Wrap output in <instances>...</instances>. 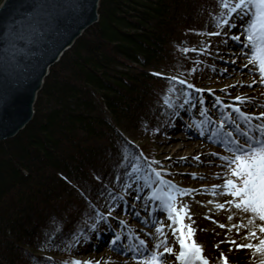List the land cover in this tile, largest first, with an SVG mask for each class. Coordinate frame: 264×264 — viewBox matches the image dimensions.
Wrapping results in <instances>:
<instances>
[{
  "label": "trees",
  "instance_id": "16d2710c",
  "mask_svg": "<svg viewBox=\"0 0 264 264\" xmlns=\"http://www.w3.org/2000/svg\"><path fill=\"white\" fill-rule=\"evenodd\" d=\"M216 4L99 1L98 21L50 67L32 120L0 141V264H61L124 184L145 176L136 140L148 143L170 122L175 106L165 94L185 89L170 78L194 77L195 67L177 48L201 44ZM80 232L86 238L69 250Z\"/></svg>",
  "mask_w": 264,
  "mask_h": 264
},
{
  "label": "snow or ice",
  "instance_id": "6c2138e0",
  "mask_svg": "<svg viewBox=\"0 0 264 264\" xmlns=\"http://www.w3.org/2000/svg\"><path fill=\"white\" fill-rule=\"evenodd\" d=\"M220 7L223 9L219 13L218 17H215L216 27L219 29L216 32L206 33L209 36H220L222 30L225 27L232 28L235 24L232 23L234 17L239 16L241 19L247 17V23L243 29V35L245 37L244 47L250 48L251 55L248 59V63L256 67L260 73V83L264 84V0H218ZM226 35V33H224ZM232 40L240 42V36H232ZM226 43V41H225ZM207 49H201L200 51H206ZM183 51H196V49L185 48ZM234 63V61H233ZM247 67V65H245ZM195 71V69H193ZM226 71V69H225ZM160 75V73H155ZM170 79L176 80L177 77H171ZM180 84H185L186 81L179 80ZM253 84L256 83L254 80ZM251 87V85H248ZM188 88H193L191 84L187 85ZM235 87V85H233ZM174 91V90H173ZM197 92L205 90L195 89ZM207 91L211 92V89ZM234 100L235 104H222V101L217 98L216 104L222 105L224 108L231 109L226 116L222 114L223 119L219 121V128L224 129L226 125L234 127L241 137L244 138V142L241 143L239 139H231L226 142L227 151L231 155L220 156L219 158L225 163L222 167L227 168V178L224 179L222 185H213V195H225L230 196L232 199L225 201V203L217 204L219 209H224L225 204L233 206L235 209L242 213L248 214L247 224L241 222L240 224H233L231 227L236 229L237 234L240 233L241 228H251L245 233L243 239L248 241L249 239L255 240V243H237L236 240L221 241L220 243H229L235 245L236 249H248L251 250L254 257V264H264V111L259 114L248 113L242 110V106L252 102L251 97L236 96ZM164 103L169 105V101L165 100ZM185 103H191V100H186ZM200 104H203V100H200ZM195 106V105H193ZM183 107V105H181ZM264 107V105H261ZM201 115L207 116V109L201 110ZM237 120L241 121L245 128L241 129ZM209 122L210 118H209ZM203 135V133H201ZM215 135V134H213ZM229 137L232 136V132L226 133ZM220 142V141H217ZM211 155H218L212 153ZM170 159V158H169ZM180 159H187L181 157ZM199 160V157H194ZM152 163L159 164V161H152L148 167L151 170L152 175L156 177V184L163 185L164 188H154L152 185L145 184L144 187L151 189L150 195L146 197L148 200L159 201L161 210L167 213V219L171 221L167 227L171 228V234L175 238L176 243L179 244V251L176 252L175 248L169 245L168 235L165 232L164 222H158V226L155 228V233L158 234L159 242L149 249L147 243L143 239L136 237V243L126 247L127 251L138 254L141 259L138 264H167V256H175L177 264H212L207 256L204 254L203 245L199 244L195 240L196 229L192 227L191 223L186 224L185 219L191 220L190 208L187 204L178 207L177 198L190 195L195 189H182L172 181L164 179L162 175L166 170L163 168L153 169ZM134 171H139V168H135ZM193 178H196L197 174L193 173ZM99 179V178H97ZM119 180V177H117ZM131 184H125V190L130 189ZM216 189H223L222 192L217 193ZM163 192V195H161ZM100 196H104L105 193L101 191ZM108 196L115 200L117 197L113 196L111 192ZM123 199V196L120 197ZM136 199H140L139 196ZM212 203V201H209ZM114 209L110 206L107 215L97 213V223L99 220H107L112 215ZM232 216L228 219L232 220ZM97 223L91 225V229L95 231L97 229ZM121 223H124L121 221ZM194 223V221L192 222ZM175 225V227H173ZM220 227H226L220 225ZM84 237V233L73 234V241L66 247L71 248L78 245L81 238ZM122 236L119 234L114 235L110 241V245L115 247L122 241ZM219 248V244L215 245ZM162 249V251H161ZM229 252L232 248H229ZM145 253L147 255L145 256ZM136 259V256H133ZM64 264H102L101 261L79 259H71L65 261ZM107 264V262H105ZM216 264H229L228 256L223 252L220 253V257L217 259Z\"/></svg>",
  "mask_w": 264,
  "mask_h": 264
},
{
  "label": "bare ground",
  "instance_id": "6f19581e",
  "mask_svg": "<svg viewBox=\"0 0 264 264\" xmlns=\"http://www.w3.org/2000/svg\"><path fill=\"white\" fill-rule=\"evenodd\" d=\"M247 20H248L247 17H244L243 19H241L239 16L234 17L232 23L235 24V27L232 28L227 27L225 29L226 35H224V38H222L221 40L222 46L219 49L220 51H218L217 49L215 53L216 60L217 59L226 60L228 59L227 55H231V58L234 61L233 64V68H235L233 70L234 75L231 76V74L228 71H226V73L222 72L221 68L219 67L220 64L218 65L216 64V68L213 70L214 73L212 74L213 75L212 79L218 86H221V90L224 91L229 96L232 95V97H236L234 95H238V96L251 97L252 102L245 105H248V107L252 109H258L257 111L262 112L264 110L260 108H262L261 105H264V84H260L262 86L260 88H257V90L250 89L249 87H247L248 84L252 83L254 80L256 81L257 84L260 81V73L258 72L256 67L255 69L257 70V72L253 71L252 64L248 63V59L251 55V50L250 48L244 47L245 37L242 33L244 26L247 23ZM232 36H240V42L232 40L231 39ZM230 44L237 45L238 46L237 50L231 51V48H229ZM243 60H245L246 63L248 64L247 65V67H249L248 70L238 68L239 65L244 62ZM247 71L254 73L253 75L250 74L244 77L243 75L246 74ZM233 85H235V87H233ZM198 97L202 98L203 104H200V101L198 103L196 102L185 103L184 105L185 108L182 109V117H181L182 120L179 119L180 122L181 121L183 122L182 125L180 124L175 129H173L170 134L171 136L170 139H167L163 142V145H166L162 148L163 152L168 153L167 151H169L171 152V154L177 156L182 155V153L186 155L184 157H186L187 159L182 160L180 159L181 156L178 157L179 159L176 161L178 165H175L177 169H181L183 167L182 165L184 162H191L192 165L189 166L188 169L189 173L191 171H196L197 173H199L197 174L196 178H194L192 181L193 188L196 191L192 192L190 195L178 197L177 198L178 207L183 206L184 204H187L189 206L191 220L185 219V223L186 224L191 223L192 227L196 229L195 240L197 243L203 245L204 254L209 258L212 264H216V261L220 257L221 252H223L225 255L228 256L229 264H254V257L252 255L251 250L248 249L237 250L235 245L229 244L227 242L220 243L221 241H229L233 239L236 240L237 243L256 242L255 240H251V239H249L248 241H245L243 239V236L251 228V226H249V228H241L239 234H237L235 228L231 227L233 224H240L241 222L247 224L248 214L242 213L239 210L235 209L233 206L228 204H225L224 209H219L216 206L217 204L225 203V201L232 199L230 196L212 194L213 191L212 186L222 185L224 183V179L227 178L228 170L226 167H222V165H224L225 162L220 158L214 159L213 155H211L212 152L209 151L207 145H204L205 144L204 142L195 143V141L190 142L189 140H186L185 142L184 138H181L179 145H177L176 142L172 143L174 138L177 137L176 131H178V129L193 131L195 130V128H197L196 132H198L199 135L203 133V135L201 134L202 137L212 138L213 136L210 132L211 126L219 125V120L223 119L222 114L226 116L229 112H231L230 108L226 109L222 105H217L216 102L213 101L212 99L205 98L204 96H197V98ZM189 99L190 98H187V100ZM209 104L211 105L212 108H216V110L218 111L217 114L216 112H213L210 108H208ZM222 104L228 105L229 103L227 104L222 103ZM231 104H235V103H231ZM198 105L202 106L203 109H207V116L203 115L202 120L196 117L197 114L195 113V109L198 108ZM193 111H194V115L192 114ZM187 118L193 120L189 121V119ZM209 118L211 122H209ZM237 123L240 124L241 129L245 128V125L241 121L237 120ZM170 128H172V126ZM229 131L232 132L231 137L226 135V133ZM220 133L223 134L225 137V140L224 139L220 140L223 142L224 146L226 145L227 141L231 139H236V137L239 136V133L235 130V128L230 127L228 125H226L224 129H220ZM191 134H195V132L193 131L191 132ZM205 149L207 150V153ZM142 156L143 158L149 157L147 156L146 153L142 154ZM196 156H199V160L194 159V157ZM149 158L147 163H149V161L152 160V158L150 159ZM202 164H204L203 167ZM175 177L177 178L176 180H178V183L181 185L184 184L185 182L190 181L188 175H180ZM203 178H206L205 180H207L204 181L205 184H202L203 181L201 179ZM149 180L150 179L148 176L147 181ZM148 189L151 190L150 188ZM129 190L134 191L132 188ZM215 191L217 193H220L223 191V189H216ZM149 195L150 194H148V196ZM134 201H136V199H132V204ZM141 201L143 203L142 204L143 208L145 207L144 209L148 213V216L146 215L147 218L143 219L144 223L149 224V226L153 225L152 228H150L149 231L145 233V238L147 239L146 243L148 248L150 249L149 239L151 238L158 239V234L155 233V228L156 226H158V222L161 221L164 222L165 224V232L167 233V235L169 234L168 237H170V240L173 241L172 243L175 244L176 240L171 234L172 230L171 228L167 227L168 224H171V221L167 219V213L161 210L160 202L148 200L146 198L141 199ZM209 201H212V203H209ZM137 210L140 209L137 208ZM117 211L120 212V209H118ZM159 212H161V214L155 217ZM102 214L105 215L104 212ZM229 216L233 217L232 220L228 219ZM154 217L157 218L155 222H154L155 220ZM111 219H115V218L111 216ZM104 221L105 220H102L101 224ZM193 221L194 223H192ZM131 222L133 221L131 220ZM131 222L129 223L131 224ZM133 223L131 226H134ZM220 225H225L226 227H220ZM100 226L97 230H95L90 234L89 239L83 241L84 243L88 241L86 244H89L90 242L91 243L87 245V247L85 246L83 249H79L85 251V253L81 256L80 260L101 261L102 264H105V262H107V264H138V263H131L127 258H125L126 260L119 261L120 256H118L116 253L112 251H108L106 253L105 250L100 251L98 249L105 242H107V237L108 239L111 238L113 233L117 232L116 234L121 235L123 238L122 241L118 243L117 248H120L119 245L125 240H128V246L133 245L136 242V237H138V235L139 236L143 235V233H138V235H135L136 237L134 239L131 236L132 234L127 230L129 228L126 225L125 226L116 225L118 226V231H117L116 226L112 227L111 224H109V226L107 227V229L109 228L108 230L110 231L109 235L101 236L99 241L93 244L92 238L94 236V233L100 230ZM173 227H175V225H173ZM131 231L133 230L131 229ZM217 244H219V248L215 247V245ZM177 247L179 249V245H177ZM229 248H232L231 252L228 251ZM121 250H126V247L125 248L122 247Z\"/></svg>",
  "mask_w": 264,
  "mask_h": 264
},
{
  "label": "rangeland",
  "instance_id": "374dc122",
  "mask_svg": "<svg viewBox=\"0 0 264 264\" xmlns=\"http://www.w3.org/2000/svg\"><path fill=\"white\" fill-rule=\"evenodd\" d=\"M215 1L217 3L216 7H215L216 12H217L216 14L219 15V13H221L223 11V9L220 7L218 0H215ZM218 15H217V17H218ZM226 28L227 27H225L222 30V34L220 36L206 35V33L216 32L219 30L216 27V20L214 18H213V21L207 20L204 34H199V40L201 42L200 45L192 44L190 39H187V40H184L182 42L181 47L177 48L180 56H183V57L191 56L192 58L195 59V60H193L192 58L189 59L192 61V64L195 66L194 67L195 71H194V75H193L194 77H191V78L181 77L180 78V75L177 74L178 81L180 78V80H184V81H186L187 84H191L194 87L188 88L186 85V86H184L185 89L182 90V89H178L177 87L174 86L173 89L168 90V92L165 94V99L172 98L171 102L174 104L173 106H175V108L173 109L174 111L172 112V115L170 118V122L162 128L161 132H158V133L152 132L153 137H152V139H150L151 141L150 140L148 141V143H146V140H148V138H145L146 139L145 140V139H143L144 137L143 138L139 137V139L136 140V143H140L144 146L143 152H145L147 154V156L152 158V160L149 161V163H151L152 161H159L160 162L159 164L152 163V165H151L152 168L153 169H160V168L165 169L166 171L162 173V175L164 176V179L172 181L174 184L178 185L182 189H194L193 188V182H192L194 178H193L192 174L193 173L199 174V173H197L196 171H191L189 173L188 169H189V166L192 165L191 162H184L182 165L183 167L181 169H177L175 167V165H178L176 162L179 159L178 157H180V156L184 157L186 155L182 153V155L177 156V155L171 154V152H169V151H167L168 153L163 152L162 148L164 146H166V145H163V142L167 139H170V137H171L170 134H171L173 129H175L180 124L182 125L183 122L182 121L180 122L179 119H181V117H182V109L185 108L184 105H185V101L187 100V98H190L191 102H196V103H198L202 99L201 97L197 98V96H204L205 98L212 99L215 102H216L217 98H219L222 101V103H226V104L227 103H229V104L237 103L234 100V97H232V95L231 96L227 95L224 91L221 90V86H218L212 79V77H213L212 74L214 73L213 70L216 68V64L217 65L220 64L219 67L221 68L222 72L226 73V71H228L231 74V76L234 75L233 70L235 68H233L234 63L232 62L233 60L231 58V55H227L228 59H226V60H221V59L216 60L215 59L216 50L218 49V51H220L219 49L222 46L221 40H222V38H224V35H225L224 33L226 32V30H225ZM190 44H192V45H190ZM187 47H188V49H196V51H188V52L183 51V49H185ZM204 48H206L207 50L206 51H200L201 49H204ZM229 48H231V51H233V50H237L238 46L235 44H230ZM243 61L245 63L244 62L241 63L238 68L248 70L249 67H245V65H248V64L246 63L245 60H243ZM252 66H253V68H252L253 71L257 72V70L255 69V66L254 65H252ZM225 69H226V71H225ZM191 72H193V70ZM253 73L254 72L247 71L246 74H244L243 76L245 77V76L250 75V74L253 75ZM245 83H247V82H245ZM185 84H182V85H185ZM260 84H261L260 82H258V84L257 83H255V84L250 83L248 85H251V87H249V86H247V87H249L250 89L257 90V88H260L262 86ZM240 86H241V84H240ZM195 89H202L205 91L197 92V91H195ZM208 89H211L212 91L209 92V91H207ZM176 92L180 93V96L177 95L178 96L177 98L175 97ZM234 94H237V93H234ZM194 95H196V96H194ZM234 96H238V95H234ZM191 97H193V98H191ZM154 102L157 105H162V102H160V101L155 100ZM181 105H183V107H181ZM208 108H210L213 112H216V114L218 113L216 108H212L210 104H209ZM196 109H195V113L197 114L196 117L199 118L200 120H202L203 119L202 118L203 115H201V110L203 109L202 106L198 105V108H196ZM260 109L264 110V107H262ZM242 110L245 112H248V113H256V114H259L258 112H261V111H257L258 109H252V108L248 107V105H243ZM192 114L194 115V111L192 112ZM187 119H189V121L193 120L190 118H187ZM190 124H193V123H190ZM171 126H172V128H170ZM218 127H219V125L211 126L210 132L213 136L212 138L202 137L201 134L199 135L198 132H196L197 128H195V130H193L195 132V134H191V132H193V131L178 129V131H176L177 137L174 138L172 143L176 142V144L179 145L181 138H184L185 142H186V140H189L190 142L195 141V143L204 142L205 143L204 145L208 146L209 151H211L212 153L218 154V155H213L214 159H219L220 156L231 155L227 151L226 145L224 146L223 142L220 141L223 139L225 140V137L223 134L220 133V129ZM233 133H235V132H233ZM213 134H215V135H213ZM236 139H239L241 143L244 142V138L241 137L240 135L237 136ZM217 141H220V142H217ZM205 151L207 153L206 149H205ZM149 163H148V165H149ZM148 165H147L146 174L144 177H140V176L132 177L125 183V184H131L132 185L131 188L134 191H132V190L130 191L129 189L125 190L124 186L121 188L122 189V191H121L122 195L121 196H123V199L121 200L119 198L118 201L116 203H114L113 206H111L114 209L111 216H113L115 219H111V216H110L107 218V220H105L101 224L100 230L98 232L94 233V236L92 238L93 244L97 243L99 241V239L101 238V236L109 235V232H110L108 230L109 228L107 229L109 224H111L112 227H115L116 225H119V226L120 225H124V226L126 225L129 228L127 230L132 234L131 236L134 239L136 237L135 235H138V233H143V235H141V236L138 235L139 239H143L145 241L147 240L145 238V233H147L149 231V229L152 228L153 225L149 226V224L144 223V220H143V219L147 218L146 215L148 216V213L144 209L145 207L143 208V205H142L143 203H142L141 199L148 197V194H150V192H151V190H149L148 187H144V185L149 184V185H152L154 188H160V189L164 188L163 185L156 184V177L154 175H152L151 170L149 169ZM203 166H204V164H202V167ZM180 175H188L190 181L185 182L182 185L179 184L178 180H176L177 178L175 176H180ZM148 176L150 179L149 181H147ZM213 176H215V175H213ZM205 179L206 178L201 179L203 181L202 184H205L204 181H207ZM131 181H133V182H131ZM161 195H163V192H161ZM137 196H139L140 199L137 200L136 199ZM132 199H136V201H134L133 204H132ZM177 206H178V204H177ZM137 208L140 210H137ZM118 209H120V212L117 211ZM108 210L109 209H106L105 211H103L105 213V215H107ZM160 214H161V212H159L155 217L159 216ZM156 219L157 218H155L154 222L156 221ZM131 220L134 223L131 222ZM121 221H123L124 223H121ZM129 222H131V224ZM132 223L134 224V226H131ZM129 226L131 227V229L133 231H131ZM116 227H117V231H118V226H116ZM116 233H113L111 238H109V239L107 237V242H105L98 250H100V251L105 250L106 253L108 251H112V252L116 253L118 256H120L119 261L126 260L125 258H127L131 263H138V261L141 259V257L138 254L127 251V250H121V248H122L121 245H124V246L127 245L128 246V240H125L124 242H122L119 245L120 248H117V246H115L116 248L113 246H109L111 239L114 237V235ZM159 239H162V237H159L158 239H153V238L149 239L150 249H152L153 246L159 242ZM168 240H169L168 246H172L174 248H177L175 250H176V252H178L179 249H178L177 245H179V244L176 242H175V244H173L172 243L173 241L170 240V237H168ZM86 243L82 242L81 244H79L77 247L78 250L76 248L74 250L72 249V251H70V253H69V256L64 257L62 259L61 264H64L65 261H69L73 258L80 260L81 256L85 253V251L79 250V249H83L85 246L87 247V245H89L91 242L89 244H86ZM123 248H125V247H123ZM33 251H35V250H33ZM161 251H162V249H161ZM41 253L45 254L46 252L43 251ZM46 254H48L49 256L53 255V254H49V253H46ZM57 255H59L57 257H62V253H58ZM134 255L136 256V259H133ZM146 255H147V253H145V256ZM166 259H167V264H177V262L175 261V256H166Z\"/></svg>",
  "mask_w": 264,
  "mask_h": 264
},
{
  "label": "water",
  "instance_id": "95a60500",
  "mask_svg": "<svg viewBox=\"0 0 264 264\" xmlns=\"http://www.w3.org/2000/svg\"><path fill=\"white\" fill-rule=\"evenodd\" d=\"M99 1L2 0L0 141L32 120L50 67L98 21Z\"/></svg>",
  "mask_w": 264,
  "mask_h": 264
}]
</instances>
